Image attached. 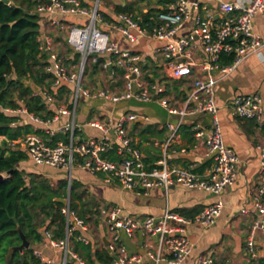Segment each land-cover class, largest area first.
<instances>
[{"label": "crops", "instance_id": "obj_1", "mask_svg": "<svg viewBox=\"0 0 264 264\" xmlns=\"http://www.w3.org/2000/svg\"><path fill=\"white\" fill-rule=\"evenodd\" d=\"M33 1L41 3L44 0ZM79 1L87 9L96 7V9H100L106 14L104 18L97 13V26L108 33L109 38L117 43L120 50L139 56L137 64L140 68L141 79L146 83L162 85L164 90L157 97L164 96L170 106L180 107L184 104L196 77L215 80L217 117L221 125L225 144L231 147L239 158L237 176L234 183L223 189L219 195L223 202V208L214 224L208 227H202L195 222L187 225V237L192 244V250L181 264H195L199 256H211L214 264H248L253 258L247 254L246 239L255 214L252 212L242 214L240 211L241 209L252 211L254 196L257 193V186L260 182V156L257 145L264 142V44L258 53L247 55L231 73L223 78L219 77L216 69L207 71L202 70L200 66L194 67L190 75L173 77L162 53L165 41L142 35L134 29L132 32L136 35V40L130 41L122 36L115 27L116 25L124 26V22L119 18L121 13L115 11L116 6L130 9L129 14L139 20L147 16L153 19L152 24L154 25L157 21L158 11L167 10L173 0ZM189 1H198L200 9L181 23L174 35L175 38L191 33L196 25V15L199 16L202 22L210 16L211 22L217 23L221 17L218 7L222 1L239 2L243 0ZM12 3L13 1L11 0L10 4ZM33 11L37 12L36 7ZM37 13L40 15L39 41L41 51L48 55L46 48L48 45L51 48V52L60 59L68 70H74L80 61V55L76 63L71 62L73 55L77 52L72 48L73 52L68 49L69 46L66 43L67 31L72 25L84 26L88 18L81 15ZM52 21L58 22V25ZM143 27L149 29L152 26L145 25ZM253 30L264 40V17L259 13L253 18ZM189 50L198 63H204L208 60L199 39L195 38L193 40ZM69 53L73 54L70 55ZM109 57L111 56L102 55L100 59L103 61ZM219 61L221 64L230 63L226 55H221ZM93 65L89 61L85 66L84 77L81 82L82 88L90 92L102 88L113 93H118L124 89V68L118 67L121 72L115 70V73L111 76L108 71L102 69L100 64L95 69L92 68ZM61 85L66 86L67 91L61 97H58L57 92ZM38 87L39 92L33 91L34 93L42 94L47 109L52 111V116L62 106L69 110L74 109L75 123L79 126V130L76 132L79 139L85 140L100 136L99 130L87 124L92 119H103L109 116L115 121L122 114L134 113L137 118L132 122L126 123L125 128L133 144L143 154V161L147 168L156 165L157 161L162 157L165 158L167 165L170 167L190 168L200 175L207 173L212 165V158L206 154L203 138L195 136V131L198 129L203 132L209 130L210 115L207 113L187 115L179 121L177 115L167 112L159 103L158 98H153L149 102L124 100L114 104L101 98L85 97L82 94L78 95L77 102L73 106L74 85L71 83L61 82L58 85H54L52 81L51 88L54 94L50 93L49 87L46 85ZM46 94L51 96L50 101H47ZM240 94H257L261 98L263 112L260 122L239 117L232 112L231 101ZM21 108L25 107L22 106L16 110L6 108L7 110L5 109V111L21 114L22 118L19 123L30 122L36 131L29 133L39 135L47 144H54L58 139H68V133L64 131L55 132L54 135H51L47 126L31 118L32 116H38L28 111L26 113L21 112ZM38 118L41 119L40 117ZM51 118L42 120L46 121ZM68 121V116L60 115L56 121L50 122L49 126L57 127L64 125ZM168 124L177 126V132L173 141L165 147V139L169 133ZM29 133H25L10 142V146L24 151L27 155V158L18 164V168L25 172L41 173L53 186H57L60 181L65 180L67 182V191L62 198L67 199L69 197V202L70 185L74 183L79 186V189L84 192L83 200L89 203L92 212H87L85 215L84 220L87 224V230H78L80 235L87 239V242L78 238L77 240L85 245H90L92 249H106L105 242H107L108 232L103 212L113 207H118L122 215L130 216L136 220H142L146 216H160L165 212V209L175 211L187 218H193L218 198L205 190L188 189L177 184L172 185L167 190L161 187H154L146 192L123 190L115 178L107 181V174L102 172L92 173L80 167H73L68 179V172L65 169L32 163L25 148L18 143L20 139ZM2 139L3 137L0 136V141ZM103 155L113 161L119 160V156L113 149ZM37 166H42V168L36 169ZM78 208H80V204ZM130 241L133 244V249L129 248L130 251L142 256V261L135 264H153V260L147 256V253L149 251L156 252V238L147 237L137 231ZM255 246L259 253L255 259L264 257V235L260 231L255 234ZM71 247L72 242L70 241L69 248ZM33 248L45 259L61 261L63 258V252L50 247L46 238L42 242L35 244ZM73 264H76V262L73 261ZM158 264L168 263L164 259Z\"/></svg>", "mask_w": 264, "mask_h": 264}, {"label": "built area", "instance_id": "obj_2", "mask_svg": "<svg viewBox=\"0 0 264 264\" xmlns=\"http://www.w3.org/2000/svg\"><path fill=\"white\" fill-rule=\"evenodd\" d=\"M48 1L49 3L46 0L38 3L36 11L49 14L81 15L88 18L84 26L72 25L67 31L66 43L80 55V61L74 70H68L51 52V48L46 46L49 61L46 71L53 74L54 85L61 82L74 85L73 106L79 94L90 98H101L114 104L124 100L149 102L162 94L164 90L162 85L146 83L141 79L140 68L137 64L139 56L120 50L117 43L109 38L108 33L97 26L96 7L87 9L81 5L79 0ZM199 9L198 1L173 0L167 10L157 14V21L149 29L141 26L131 14L127 13L119 14L124 26L116 25L115 27L130 41L136 40L133 29L142 35L165 41L162 53L173 77L190 75L194 67L200 66L202 70L207 71L216 69L219 77L223 78L231 73L247 55L260 51L264 40L254 32L253 18L257 13L264 17V0L222 1L218 7L221 17L217 23H212L210 16L202 22L196 15V25L191 33L175 38L174 35L181 23ZM52 22L58 25V22ZM195 38L199 39L208 57L204 63H198L189 50ZM226 54H233V60L229 64H221L220 57ZM102 55L111 57L100 61ZM89 61L93 64H100L102 69L108 71L111 76L117 67L124 68V89L113 93L102 88L93 92L82 88L85 66ZM214 82L215 80L212 79L196 77L184 104L180 107L170 106L164 96L158 98L159 103L167 112L177 115L179 121L187 115L199 113L210 115L209 130L207 132L199 129L195 131V136L203 138L206 154L212 158V165L204 175L186 167H170L164 157L159 159L156 165L147 168L143 161V154L133 144L125 128L126 123L137 118L134 113L122 114L115 121L109 116L88 121L89 126L100 131V136L85 140L79 139L76 134L79 126L75 123L74 109L59 107L52 118L46 121L35 116L31 117L47 126L51 135L64 131L68 133V139H58L54 144H47L39 135L29 133L20 139L19 145L25 148L32 163L65 169L68 172V179L71 169L80 167L92 173L107 174V181L115 178L123 190L146 192L154 187L167 190L177 184L188 189H202L218 197L193 218L184 217L169 209H165L160 216H146L142 220L122 215L118 207L104 211V221L108 232L105 248L113 256L114 264H135L142 261V256L131 252L125 242V239L131 240L137 231L157 240L156 252L147 253V256L153 260V264H158L164 259L168 264H181L192 250V244L187 237V225L195 222L202 227H208L214 224L220 215L223 202L219 195L223 189L234 183L239 158L223 140L221 125L217 117L218 107L215 102ZM46 99L50 101L51 96L46 94ZM230 107L232 112L239 117L261 121L262 100L257 94L237 95L232 99ZM20 110L24 113L27 111L25 108ZM60 115L68 116L69 121L64 125L50 127V122L56 121ZM167 128L169 133L165 139V147L173 141L177 132L175 125L168 124ZM112 149L119 156L118 161L104 157L103 154ZM257 149L260 156V182L254 196L253 209L252 211L247 209L240 211L242 214L250 212L255 214L246 239V251L251 258H257L259 255L255 246L256 232L260 231L264 235V142L259 143ZM61 212L66 221L65 237L60 240L52 239L50 233L46 232L45 238L50 247L63 252L62 260L45 259L37 251H34V254L47 264H67L69 259L76 264H85V261L69 248V237L74 231L87 230V224L75 210L70 208L69 197L63 204ZM77 238L87 242L82 235H78ZM195 264H214V260L211 256H199Z\"/></svg>", "mask_w": 264, "mask_h": 264}, {"label": "trees", "instance_id": "obj_3", "mask_svg": "<svg viewBox=\"0 0 264 264\" xmlns=\"http://www.w3.org/2000/svg\"><path fill=\"white\" fill-rule=\"evenodd\" d=\"M6 4L0 0V264H5L8 251L21 243L19 229L30 242V247L23 251L13 250L7 264H47L34 254V245L45 239L49 232L52 239L65 237L66 221L61 212L63 203L58 200L66 195L67 182L60 181L57 186L37 172H25L18 164L27 158L24 151L10 146L12 140L29 132H35L30 122L19 123L21 114L5 111L16 110L24 106L28 112L49 119L52 111L48 110L41 93H34L25 83L32 80L36 86L46 85L50 93L53 74L46 72L48 55L40 49V15L33 11L39 1L12 0ZM41 1V0H40ZM115 11L130 13V9L116 6ZM165 11V10H163ZM162 12V11H158ZM104 18L106 14L97 9ZM142 26H152L153 19L145 16L134 17ZM229 62L232 54H226ZM79 54L75 53L71 62L76 63ZM102 61V59H100ZM94 64L92 68H96ZM116 70L121 72L117 67ZM67 91L66 86L58 88V97ZM70 208L85 219L87 212H92L89 203L84 202V192L76 184H71ZM80 204V208H78ZM42 229V231H40ZM79 231L69 237L72 251L77 253L86 264H113V256L106 249H92L77 240ZM67 264H73L69 259ZM248 264H264V257L251 259Z\"/></svg>", "mask_w": 264, "mask_h": 264}, {"label": "water", "instance_id": "obj_4", "mask_svg": "<svg viewBox=\"0 0 264 264\" xmlns=\"http://www.w3.org/2000/svg\"><path fill=\"white\" fill-rule=\"evenodd\" d=\"M1 1L4 2V3H6V4H9L11 0H1ZM46 1H47V3H49L48 0H46ZM25 83L27 85H29L35 92L38 91V88L39 87L36 86L34 84V82L31 81L30 79H29V81H25ZM3 177H4V174L3 173H0V181L3 179ZM58 200L61 201L62 203H65L66 202V199H64V198H58ZM17 229L19 231V236L21 238V243L19 245H17V246L11 247V249L8 251V254L6 256L5 264L8 263L10 254H11V252L13 250L23 251L24 249H28L30 247V242L26 239L24 233L19 229V227ZM125 242H126V244L128 245L129 248L133 249V244L131 243V241L129 239H125ZM105 244L107 245V242H105Z\"/></svg>", "mask_w": 264, "mask_h": 264}, {"label": "rangeland", "instance_id": "obj_5", "mask_svg": "<svg viewBox=\"0 0 264 264\" xmlns=\"http://www.w3.org/2000/svg\"><path fill=\"white\" fill-rule=\"evenodd\" d=\"M68 49H70V51L73 52V50H72L70 47H68ZM68 51H69V50H68ZM69 54L71 55V54H73V53H69ZM34 167H35V166H34ZM39 168H42V166H37V167H36V169H39Z\"/></svg>", "mask_w": 264, "mask_h": 264}]
</instances>
